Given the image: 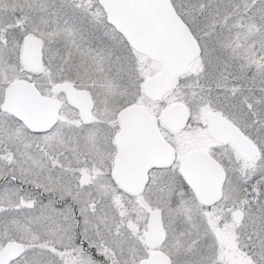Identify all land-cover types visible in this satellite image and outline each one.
<instances>
[{"label":"snow or ice","instance_id":"1","mask_svg":"<svg viewBox=\"0 0 264 264\" xmlns=\"http://www.w3.org/2000/svg\"><path fill=\"white\" fill-rule=\"evenodd\" d=\"M0 264H264V0H0Z\"/></svg>","mask_w":264,"mask_h":264}]
</instances>
